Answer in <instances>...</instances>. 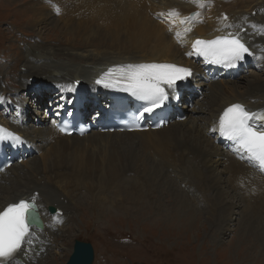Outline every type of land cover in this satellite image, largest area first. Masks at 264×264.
I'll return each mask as SVG.
<instances>
[{
	"label": "bare ground",
	"instance_id": "bare-ground-1",
	"mask_svg": "<svg viewBox=\"0 0 264 264\" xmlns=\"http://www.w3.org/2000/svg\"><path fill=\"white\" fill-rule=\"evenodd\" d=\"M63 1H68L69 4L63 5ZM206 1L35 0L33 9L36 15L34 16L38 18H33V21L35 20L33 23H37L38 25L41 23L40 17L49 19L51 18V13L58 14L60 21L54 18V21L48 23L52 24V26L60 24L61 35L63 37L68 36L64 39V42L69 38L73 45L65 48H55L53 46L45 47L41 44H36L34 46L32 45L26 51V54L30 55L36 52L35 49L38 50V54L34 58L39 57V59L32 61L31 57H27V55L24 57L22 64L23 71H21L19 76L20 83L31 82V84L26 85L24 90L29 91L32 89L38 97L43 92L49 94L47 99L40 100V104L46 103L49 97L55 103V106H48L49 109L45 110L43 118L40 117L38 119L39 125H31V128L27 129L28 116L26 114L28 110L26 103L29 105V99L26 97L20 102L17 99L13 101L9 100L8 108L10 109L8 111H13V114L7 111H0V127L16 134L22 140V142H16L10 139H4L9 150L12 148L27 149L24 154L26 157L18 165V168L14 169L17 162H13L9 168L0 173L1 178L3 175L14 170L10 174V177H12L9 178L8 176L4 180L9 185L0 182V211L11 203H16L20 200L32 202L34 198L37 212L43 222V227L39 229L35 225H31V235L28 237L31 243L26 241L10 264H40L41 261L38 258L40 254L45 251L47 252L53 246V241L57 240L59 231L63 226L64 228L65 226L67 227V223L73 219V209L75 208L76 202L69 192V187L73 186V178L77 179V174L73 164L68 162L66 157L71 152L70 147L82 149L85 144L65 143L66 139L78 142L88 140L87 142L92 145L101 144L105 141L107 143L106 147L109 146L108 144L111 141H117L118 143H116L119 146L121 145L120 147H122V144L131 142L132 146L140 149L139 144H144L148 140L164 134L162 136H165L166 139L158 141L155 145L157 147L156 154H152L157 158L159 164L164 167L172 166V169L176 167L175 164L181 165L183 163L188 168L197 166L209 173L208 180L210 182H217L215 168L222 165L220 177H222V180L223 178L225 179L226 186L231 191L240 192V197L243 198L248 197L251 199L256 196H264V174H262V170L255 164L249 162L246 157L242 158L238 155L234 151V146L231 145L224 148L223 144L219 142L216 130L219 117L224 109L232 104H241L249 112L264 115V76L253 74L245 80L244 85L240 86V88H238V81H236L238 78L245 76L246 73L244 70H247L246 64L251 63V67L255 68L256 65L264 63V27H262L264 23H260L250 29L256 34V37L253 41H247L244 39V36H246L244 35V31L248 30L252 24L251 20H253V16L243 13L244 10L248 11L252 4L254 6L259 3L264 4V0H210L212 2L210 6L206 5ZM191 11H196L197 14L189 15ZM187 28H190L191 31H185ZM37 29L39 31L38 35H41V29ZM177 33L180 35L178 36ZM232 34L238 35L240 41L245 44L249 49V53H251L245 54L247 58L238 61L234 66L227 65L226 67L215 68L213 64L208 63L202 57L193 54L191 51L195 38L216 39L220 36ZM173 38L177 41L179 40L180 45H176ZM75 39L77 40L76 42ZM76 43L78 44L77 46H75ZM150 50L154 51L153 55H150ZM154 63L174 64L191 70V74L187 78L178 80L174 88L169 89V92L175 91L176 94H180V92L185 90L191 94V98L184 97L181 106L185 121L188 120L186 123V125L188 124L187 126L184 121H177L175 116H173L166 128L163 127L158 130L130 133H105L93 130L82 137L76 135L61 136L52 126V120L63 108H71L74 98H79L81 104L85 105L88 111H91L93 108V111L88 114V117H91L94 113H100L97 110L98 108L94 107L97 102L106 107L107 104L114 102L115 96H121L122 93L126 95L127 92L123 89L119 90L106 87L104 83H96L109 69L128 64ZM211 70H216L214 79L207 77V72ZM235 76L237 79L233 80L232 78ZM2 104L3 102L0 101V105ZM53 108H55L54 111ZM50 115L51 121L49 124L43 125L44 120ZM36 116L39 117V112ZM253 123L257 125L258 130H264V119L254 121ZM4 135L6 136L7 133H4ZM53 139L55 140L53 141ZM62 140L64 141L62 142ZM169 142H172L173 145H168ZM37 150L42 154L41 161L33 157ZM99 150L101 151V148ZM110 152L108 151V153ZM143 159L146 160L144 157ZM81 162L83 163V161ZM123 164L126 165L125 163ZM21 165H24L26 170ZM182 168L183 166H181V170ZM186 169L184 168V171ZM43 171H46V176L43 175ZM192 174L200 180V173L196 172ZM192 174L189 173L188 175ZM136 179L138 180V178ZM2 180L1 178L0 181ZM216 186H219V183ZM200 187L202 186H199L198 189H201ZM53 189H56L58 192ZM224 190L226 191V189ZM138 191H134L135 194L140 193V190ZM142 191L141 194L143 193ZM60 195H65L64 197L67 199L65 205L58 202L61 201ZM117 204L124 207L122 202L121 204ZM53 205L58 211L50 215L47 213V208ZM231 205L229 202L222 200L221 205L216 206L213 204V207L222 212L221 219H225L223 211L228 210L229 216L231 215L232 218L229 227L233 228L235 227L236 215L234 216L235 212ZM126 212H128L127 208ZM212 220L213 218L211 217ZM221 229L225 228L221 227L219 231ZM65 231L61 230L62 233L60 235ZM57 248V244L54 245V250ZM71 248L69 247L66 250L71 253ZM38 259L39 261L37 262Z\"/></svg>",
	"mask_w": 264,
	"mask_h": 264
},
{
	"label": "rangeland",
	"instance_id": "rangeland-1",
	"mask_svg": "<svg viewBox=\"0 0 264 264\" xmlns=\"http://www.w3.org/2000/svg\"><path fill=\"white\" fill-rule=\"evenodd\" d=\"M34 3L35 0H0V101L3 102L0 105V111H7L13 114V111H8L10 109L8 108L9 100L17 99L20 102L26 97L29 99V105L26 103L28 110L26 114L28 116L27 129L31 128V125H39L35 120L40 117L43 118L45 113L43 110L46 105L48 110V106H55V103L49 97L46 103L40 104V100L47 99L49 94L43 92L38 97L34 90H24L26 85L31 84V82L20 83L19 76L21 71H23L22 64L24 57L27 55L26 51L36 44L55 48H65L73 45L69 38L64 42V39L68 36L63 37L61 35L60 24H55L53 27L52 24L48 23L54 21V18L60 21L58 14L51 13V18L49 19L40 17L41 23L38 25L33 23L35 22L33 18H38L34 16L36 15L33 9ZM62 3L63 5L69 4L68 1H63ZM211 4L210 0L206 1L207 6ZM252 6L254 5H250L248 11H243V13L253 16L252 24L248 30L253 26L264 23V4L259 3L254 7ZM202 9L204 10V8ZM195 14H197L196 11L189 13V15ZM218 15L220 16L219 13ZM37 28L41 29V35H38L39 31ZM248 30L244 31V35H246H243L244 39L253 41L256 34L252 30L249 32ZM247 36L248 38H246ZM151 41L153 42V40ZM173 41L176 45H180L179 40L174 39ZM77 45L76 43L75 46ZM35 51L27 55V57H31L32 61L39 59V57L34 58L38 54V50L35 49ZM152 51L150 50V55L154 54V51ZM263 71L264 63H260L255 68H248V73L245 71L246 74L243 78L237 79V76L232 79H237L238 88H240V86L244 85L245 80L253 74L264 76ZM54 110L55 108H53ZM38 112L39 117L36 116ZM50 117L51 115L44 120L43 125L49 124L51 121ZM183 121L186 125L188 120ZM162 135L164 134L154 137L144 144H139L140 149L132 146L131 142L122 144V148L120 147L121 145L117 144V141H111L108 144L110 148L109 146L106 147L107 143L105 141L101 144L92 145L87 142L88 140L81 142L65 140V143L85 144L82 149L70 147L71 152L66 157V160L68 159L67 161L73 164L77 174V179L73 178V186L69 187V192L76 202L73 209V219L67 223V227H62L61 230H66L62 235H60L62 233L61 230L59 231L57 240L53 241V246L47 252L40 254L38 257L41 261L40 264H66L70 256V252L66 249L73 247L72 244L76 239L91 243L94 251L93 264H264V196H256L251 198V200L248 197H240V192L231 191L227 188L225 179L223 178L222 180V177H220L222 165L215 168L217 182H210L208 180L209 173L197 166L188 168L183 163L181 165L175 164L176 167H173V169L172 166L164 167L153 156L156 154L157 147L155 145L158 141L166 139ZM171 144L172 142H169L168 145L172 146L173 144ZM100 148L101 151L99 150ZM108 151L111 152L108 153ZM33 157L40 161L42 160V154L38 150L35 151ZM138 157L142 159L138 160ZM97 162L98 164H96ZM21 163H17L14 169L18 168ZM79 163L80 166L82 165L81 167ZM21 166L26 170L24 165ZM179 166L180 168H178ZM181 166H183L182 170ZM184 168L187 171H184ZM13 171L3 175L1 177L3 180L0 182L9 185L4 180L8 176L11 178L10 174ZM141 171L143 172L141 173ZM187 172L190 174L200 173V180L194 174L188 175L189 173L187 174ZM43 173L46 176V171H43ZM117 174L120 175L118 176ZM84 183H86V187ZM217 183H219V186H216ZM199 186H202L200 187L201 189H198ZM53 190L58 192L56 189ZM138 190H140V193L135 194L134 191L139 192ZM141 191L143 192L142 194ZM138 195L140 196L137 197ZM60 196L61 201L58 202L65 205L67 202L65 195ZM222 200L232 204L231 207L233 206L234 216L236 215L235 227L233 228L229 227L232 218L231 215L229 216L228 210L223 211L225 219H221L222 212L213 207V204L216 206L221 205ZM121 202L125 208L117 204H121ZM126 208L128 212H126ZM55 213H57V209ZM211 217L213 218L212 221ZM221 227L225 229L219 231ZM56 244L58 248L54 250V245Z\"/></svg>",
	"mask_w": 264,
	"mask_h": 264
},
{
	"label": "snow or ice",
	"instance_id": "snow-or-ice-1",
	"mask_svg": "<svg viewBox=\"0 0 264 264\" xmlns=\"http://www.w3.org/2000/svg\"><path fill=\"white\" fill-rule=\"evenodd\" d=\"M185 31L191 29L187 28ZM193 49L213 63L228 66H234L244 59L245 54H251L245 44L234 35L209 41L196 40ZM190 74V69L174 64H128L109 69L96 83H104L106 87L121 85L124 91L147 101L149 106L139 113L142 118L145 113H152L168 98L165 86L174 88L178 80L185 79ZM106 80L111 83H105ZM261 119H264V115L249 112L241 104H232L224 109L217 128L223 137L233 142L234 151L238 155L246 157L249 162L264 171V130H258L257 125L253 123ZM65 130L61 128V131ZM3 139L22 142L19 136L0 127V140ZM37 217L34 198L32 202L20 200L11 203L0 211V264H10L24 243H31L28 239L31 235V223Z\"/></svg>",
	"mask_w": 264,
	"mask_h": 264
},
{
	"label": "water",
	"instance_id": "water-1",
	"mask_svg": "<svg viewBox=\"0 0 264 264\" xmlns=\"http://www.w3.org/2000/svg\"><path fill=\"white\" fill-rule=\"evenodd\" d=\"M48 210L50 213H54L56 211L53 206H49ZM32 223L40 228L43 226L39 216L35 220H32ZM93 258L94 254L91 244L89 242L76 239L73 243L72 253L70 254L66 264H92Z\"/></svg>",
	"mask_w": 264,
	"mask_h": 264
}]
</instances>
